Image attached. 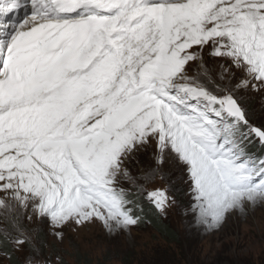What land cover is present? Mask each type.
<instances>
[{"label": "snow or ice", "instance_id": "1", "mask_svg": "<svg viewBox=\"0 0 264 264\" xmlns=\"http://www.w3.org/2000/svg\"><path fill=\"white\" fill-rule=\"evenodd\" d=\"M30 4L13 23L21 0H0V254L31 245L20 214L29 207L57 229L138 226L125 164L151 143L157 164L170 151L187 166L208 230L264 204V126L251 123L236 94L264 90V0ZM206 49L230 62L220 81L231 68L242 73L235 89L212 86ZM148 199L166 211L163 190Z\"/></svg>", "mask_w": 264, "mask_h": 264}, {"label": "rangeland", "instance_id": "2", "mask_svg": "<svg viewBox=\"0 0 264 264\" xmlns=\"http://www.w3.org/2000/svg\"><path fill=\"white\" fill-rule=\"evenodd\" d=\"M209 51L204 52V62L212 86L231 83L235 89L242 73L231 68L220 81V65L227 67L230 62L210 56ZM196 71L197 66L192 65L189 76L195 75ZM236 94L250 114L251 123L264 126V90L236 89ZM156 154V145L151 143L131 156L125 167L135 184L124 183L123 187L133 193L138 187L142 190L139 194L149 203L148 193L159 189L167 194V209L160 214L178 235L179 245L164 242L148 223L115 233H109L100 221L80 227L70 223L57 229L47 218L35 215L29 207L21 209L20 214L21 223L31 233V245L20 250L13 248L14 255L22 264H27L30 257H36L38 264H58L62 259L66 264H77L79 254L96 261L108 252L113 259L117 251L130 250L141 260L155 256L159 261L172 260L176 264L179 261V264H264V204L246 205L243 212L233 210L220 227L208 230L198 223L194 211L195 194L187 166L170 151L165 153L162 163L157 164ZM150 169H155L156 175L147 180L144 177ZM2 211L0 209V214ZM6 226L0 215V228ZM58 232L62 236L58 237ZM0 264H9L7 255L0 254ZM112 264L118 262L113 260Z\"/></svg>", "mask_w": 264, "mask_h": 264}, {"label": "trees", "instance_id": "3", "mask_svg": "<svg viewBox=\"0 0 264 264\" xmlns=\"http://www.w3.org/2000/svg\"><path fill=\"white\" fill-rule=\"evenodd\" d=\"M139 203V207L136 209L137 213L143 217V221L139 224L141 227L144 223H148L151 228L161 237V239L167 244L179 245L180 240L176 232L167 224V222L162 220L160 212L145 200L139 193H134ZM111 252H108L102 259L93 261L86 256H81L80 254L76 258L77 264H112L113 260H116L118 264H176L174 261H159L155 256L147 258L146 260H141L136 252L134 251H117L111 258ZM9 264H22L18 258L14 255L13 249L11 250L10 256L7 255ZM179 261V260H178ZM180 263V261H179ZM177 263V264H179ZM58 264H66L62 259Z\"/></svg>", "mask_w": 264, "mask_h": 264}]
</instances>
